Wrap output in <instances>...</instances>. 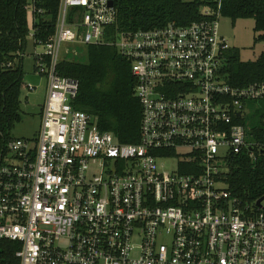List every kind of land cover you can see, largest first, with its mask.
I'll use <instances>...</instances> for the list:
<instances>
[{"label": "built area", "instance_id": "2783aa9c", "mask_svg": "<svg viewBox=\"0 0 264 264\" xmlns=\"http://www.w3.org/2000/svg\"><path fill=\"white\" fill-rule=\"evenodd\" d=\"M215 1L205 19L119 31L115 40L107 31L115 0H60L44 42L33 26L47 95L38 134L0 147V264H264V208L243 204L225 182L232 154L264 153L240 122L247 101L264 98V83L228 81L234 46ZM100 44L131 61L142 105L137 143L77 109L80 81L58 70ZM164 159L177 164L168 169Z\"/></svg>", "mask_w": 264, "mask_h": 264}, {"label": "trees", "instance_id": "16d2710c", "mask_svg": "<svg viewBox=\"0 0 264 264\" xmlns=\"http://www.w3.org/2000/svg\"><path fill=\"white\" fill-rule=\"evenodd\" d=\"M31 2L43 11L33 16L37 19L33 26L35 37L44 42L55 33L60 0H0V147L12 138V130L22 120L23 57L30 34ZM215 5V0H115L117 21L107 31L115 40L119 31L152 29L170 22L185 26L205 19L203 7ZM222 15L233 23L240 18L254 19L255 43L264 41V0H222ZM228 55L226 74L232 85L264 83V52L255 61L242 60L237 47ZM58 70L80 81L74 103L77 109L95 115L100 129L112 132L120 142H139L142 105L136 96V78L131 61L114 44L90 45L82 60L65 59ZM255 103L256 121L240 122L249 126V141L264 143V98ZM256 152L255 160L247 148L232 154L225 182L243 204L257 209V201L264 196V153Z\"/></svg>", "mask_w": 264, "mask_h": 264}, {"label": "rangeland", "instance_id": "374dc122", "mask_svg": "<svg viewBox=\"0 0 264 264\" xmlns=\"http://www.w3.org/2000/svg\"><path fill=\"white\" fill-rule=\"evenodd\" d=\"M193 1V0H185ZM208 6H204L206 10ZM30 34L27 39L26 52L23 57L24 69V84L21 94V114L22 120L16 124L12 130V136L19 138H34L41 128V107L46 98L47 79L45 75L37 73L35 68V53L44 52L45 48L41 44L34 42L33 16L29 12ZM221 33L225 35L232 46L240 49L241 58L244 61H255L261 53L264 52V41L255 43L254 26L255 21L252 18H240L235 23L227 16L220 18ZM29 85L34 86L29 87ZM247 107L244 110V116H247L249 122L254 123L255 111L258 104L252 101H247ZM168 169H171L177 164L175 159L163 160ZM99 170L97 168H94ZM264 205V201H263Z\"/></svg>", "mask_w": 264, "mask_h": 264}, {"label": "water", "instance_id": "95a60500", "mask_svg": "<svg viewBox=\"0 0 264 264\" xmlns=\"http://www.w3.org/2000/svg\"><path fill=\"white\" fill-rule=\"evenodd\" d=\"M112 4H113V2L111 1L110 5H112ZM263 201H264V196L261 197V198L257 201V205H258L259 207L264 208Z\"/></svg>", "mask_w": 264, "mask_h": 264}, {"label": "crops", "instance_id": "0c3cea01", "mask_svg": "<svg viewBox=\"0 0 264 264\" xmlns=\"http://www.w3.org/2000/svg\"><path fill=\"white\" fill-rule=\"evenodd\" d=\"M46 95H47V89H46ZM46 99V98H45ZM45 102V101H44ZM44 104V103H43ZM43 104H42V107H43ZM42 107H41V113L40 115L42 114Z\"/></svg>", "mask_w": 264, "mask_h": 264}]
</instances>
